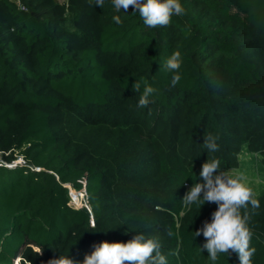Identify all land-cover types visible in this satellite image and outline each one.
I'll return each mask as SVG.
<instances>
[{
	"label": "trees",
	"instance_id": "1",
	"mask_svg": "<svg viewBox=\"0 0 264 264\" xmlns=\"http://www.w3.org/2000/svg\"><path fill=\"white\" fill-rule=\"evenodd\" d=\"M258 135L264 0H0V264H264V190L223 172Z\"/></svg>",
	"mask_w": 264,
	"mask_h": 264
},
{
	"label": "rangeland",
	"instance_id": "2",
	"mask_svg": "<svg viewBox=\"0 0 264 264\" xmlns=\"http://www.w3.org/2000/svg\"><path fill=\"white\" fill-rule=\"evenodd\" d=\"M260 136L258 135L256 138L249 140V142L243 143L235 153L234 161L236 163L229 165L223 171L224 174H228L236 183L248 189L254 195H258L264 190V135ZM128 139L130 140V137ZM131 140L137 141V138L131 137ZM135 147V153L130 155V157H135V155L142 156L137 164L143 168L142 173H147V176H149L148 173L154 167L152 157H146L147 154L151 153L150 149L148 146H143L142 144ZM64 185L67 188L72 206L79 207L85 204L87 199L86 189L76 191L71 183H65ZM134 185H137L136 187L138 188L141 187L139 183ZM134 185L131 186V189H135ZM148 189L150 187L140 191V202L137 209L139 213L135 220L141 222V231L144 234L146 233L152 239L161 240L165 243L170 217L167 210L163 207L161 199L154 193L147 191ZM76 195L78 196L77 199ZM16 254L18 255V252L14 253L12 263L20 264Z\"/></svg>",
	"mask_w": 264,
	"mask_h": 264
},
{
	"label": "built area",
	"instance_id": "3",
	"mask_svg": "<svg viewBox=\"0 0 264 264\" xmlns=\"http://www.w3.org/2000/svg\"><path fill=\"white\" fill-rule=\"evenodd\" d=\"M22 8H24L23 6H22ZM20 163H22V159L21 158H18L17 160H15V161H13L10 165H14V164H20ZM66 187V186H65ZM81 195V194H80ZM82 196V195H81ZM78 198V196L76 195V199ZM80 203V202H79ZM77 204V203H76ZM85 205V204H84ZM81 206H83V205H81ZM81 206H79V207H81Z\"/></svg>",
	"mask_w": 264,
	"mask_h": 264
},
{
	"label": "water",
	"instance_id": "4",
	"mask_svg": "<svg viewBox=\"0 0 264 264\" xmlns=\"http://www.w3.org/2000/svg\"><path fill=\"white\" fill-rule=\"evenodd\" d=\"M157 1L162 2V0H157Z\"/></svg>",
	"mask_w": 264,
	"mask_h": 264
}]
</instances>
